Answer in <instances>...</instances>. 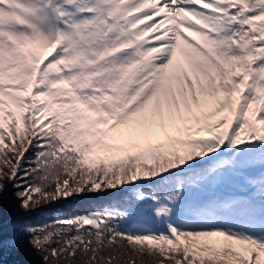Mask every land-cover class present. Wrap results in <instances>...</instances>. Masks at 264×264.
I'll return each mask as SVG.
<instances>
[{
	"label": "snow or ice",
	"instance_id": "6c2138e0",
	"mask_svg": "<svg viewBox=\"0 0 264 264\" xmlns=\"http://www.w3.org/2000/svg\"><path fill=\"white\" fill-rule=\"evenodd\" d=\"M125 257L264 264V0H0V264Z\"/></svg>",
	"mask_w": 264,
	"mask_h": 264
},
{
	"label": "trees",
	"instance_id": "16d2710c",
	"mask_svg": "<svg viewBox=\"0 0 264 264\" xmlns=\"http://www.w3.org/2000/svg\"><path fill=\"white\" fill-rule=\"evenodd\" d=\"M104 202V198H99V199H90L86 198L83 201H78L77 205L79 206L80 210H90L96 207H99L102 203ZM46 215V214H45ZM38 218L41 216V214H37ZM138 253H131L129 252V256L136 257L138 256ZM8 261H11L13 258L12 257H6ZM146 261L149 259L147 257L144 258ZM127 260V257L124 258V260L121 261V264H125V261ZM139 264V262H138Z\"/></svg>",
	"mask_w": 264,
	"mask_h": 264
},
{
	"label": "bare ground",
	"instance_id": "6f19581e",
	"mask_svg": "<svg viewBox=\"0 0 264 264\" xmlns=\"http://www.w3.org/2000/svg\"><path fill=\"white\" fill-rule=\"evenodd\" d=\"M189 35H191V34H189Z\"/></svg>",
	"mask_w": 264,
	"mask_h": 264
}]
</instances>
